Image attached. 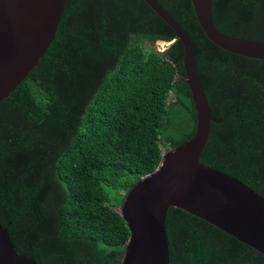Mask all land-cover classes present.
Here are the masks:
<instances>
[{
    "label": "trees",
    "instance_id": "16d2710c",
    "mask_svg": "<svg viewBox=\"0 0 264 264\" xmlns=\"http://www.w3.org/2000/svg\"><path fill=\"white\" fill-rule=\"evenodd\" d=\"M189 33L213 119L201 161L264 196V59L228 52L191 0H158ZM223 33L264 42V0H213ZM173 41L164 52L145 42ZM184 46L144 0H67L39 64L0 101V222L39 264H120L114 209L196 129ZM171 264H264V255L177 207Z\"/></svg>",
    "mask_w": 264,
    "mask_h": 264
},
{
    "label": "water",
    "instance_id": "95a60500",
    "mask_svg": "<svg viewBox=\"0 0 264 264\" xmlns=\"http://www.w3.org/2000/svg\"><path fill=\"white\" fill-rule=\"evenodd\" d=\"M184 46L183 80L196 111L192 137L163 152L159 166L127 192L120 214L130 237L120 264H171L167 214L177 207L207 221L264 255V196L239 178L201 161L211 134L209 101L189 33L158 1L144 0ZM206 36L236 55L264 59V42L227 35L214 22L213 0H191ZM67 0H0V101L39 64L55 39ZM169 47V42L158 40ZM167 47V48H168ZM0 222V264H39L18 252L9 227Z\"/></svg>",
    "mask_w": 264,
    "mask_h": 264
},
{
    "label": "rangeland",
    "instance_id": "374dc122",
    "mask_svg": "<svg viewBox=\"0 0 264 264\" xmlns=\"http://www.w3.org/2000/svg\"><path fill=\"white\" fill-rule=\"evenodd\" d=\"M145 46H146L148 49L153 50V51H155V52H159V53L164 52V51L167 49V47H168L167 44H165V43H161L160 41H157V42H155L154 44H151V43H149V42H145ZM166 149H168V148H164V150H166ZM114 209H115L116 211L120 212V210H121V206H116V207H114Z\"/></svg>",
    "mask_w": 264,
    "mask_h": 264
},
{
    "label": "clouds",
    "instance_id": "9594fccd",
    "mask_svg": "<svg viewBox=\"0 0 264 264\" xmlns=\"http://www.w3.org/2000/svg\"><path fill=\"white\" fill-rule=\"evenodd\" d=\"M164 151H165V150H164ZM164 151H163V152H164Z\"/></svg>",
    "mask_w": 264,
    "mask_h": 264
}]
</instances>
